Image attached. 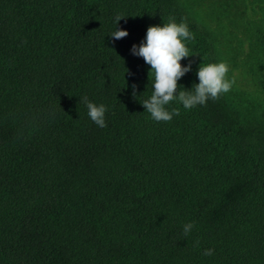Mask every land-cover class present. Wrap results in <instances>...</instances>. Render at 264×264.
Wrapping results in <instances>:
<instances>
[{"label":"trees","instance_id":"trees-1","mask_svg":"<svg viewBox=\"0 0 264 264\" xmlns=\"http://www.w3.org/2000/svg\"><path fill=\"white\" fill-rule=\"evenodd\" d=\"M170 18L193 34L191 90L223 59L184 0H0V264H264V109L143 107L154 76L131 48Z\"/></svg>","mask_w":264,"mask_h":264},{"label":"clouds","instance_id":"clouds-1","mask_svg":"<svg viewBox=\"0 0 264 264\" xmlns=\"http://www.w3.org/2000/svg\"><path fill=\"white\" fill-rule=\"evenodd\" d=\"M126 15L120 13L114 18L117 25ZM116 39L129 35L127 29L116 28L110 34ZM193 39V34L186 23H176L174 19L163 25H150L146 37L139 45L133 44L131 51L134 55L143 57L150 65V74L154 76L151 96L143 100L142 104L151 118L156 122H171L180 115V109H167V105L178 100L185 110H191L197 105L207 104L209 99L217 100L220 95L231 90L232 81L226 79L229 71L225 62L202 64L197 72L199 83H195L191 90L181 88L178 81L191 70V64L182 66V58H187L190 49L186 41ZM133 95L136 85L133 84ZM87 107V115L98 127H107L104 104H96L86 97L83 98ZM193 223L184 224L183 233L187 236L193 229ZM205 255L214 254L213 249H206Z\"/></svg>","mask_w":264,"mask_h":264},{"label":"rangeland","instance_id":"rangeland-1","mask_svg":"<svg viewBox=\"0 0 264 264\" xmlns=\"http://www.w3.org/2000/svg\"><path fill=\"white\" fill-rule=\"evenodd\" d=\"M184 1L217 36L231 96L251 113L263 110L264 0Z\"/></svg>","mask_w":264,"mask_h":264}]
</instances>
